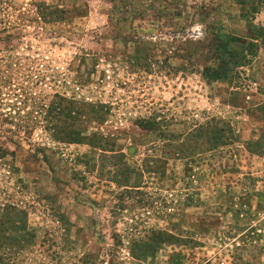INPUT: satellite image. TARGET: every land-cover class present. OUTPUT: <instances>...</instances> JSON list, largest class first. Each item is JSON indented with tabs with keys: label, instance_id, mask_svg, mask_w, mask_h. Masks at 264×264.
I'll list each match as a JSON object with an SVG mask.
<instances>
[{
	"label": "rangeland",
	"instance_id": "374dc122",
	"mask_svg": "<svg viewBox=\"0 0 264 264\" xmlns=\"http://www.w3.org/2000/svg\"><path fill=\"white\" fill-rule=\"evenodd\" d=\"M263 41L264 0H0V264H264Z\"/></svg>",
	"mask_w": 264,
	"mask_h": 264
},
{
	"label": "trees",
	"instance_id": "16d2710c",
	"mask_svg": "<svg viewBox=\"0 0 264 264\" xmlns=\"http://www.w3.org/2000/svg\"><path fill=\"white\" fill-rule=\"evenodd\" d=\"M215 41L213 50L216 66H208L204 70V76L208 81L217 82L230 79L235 68L245 65L243 63L256 54L255 42L248 43L239 37L216 38Z\"/></svg>",
	"mask_w": 264,
	"mask_h": 264
}]
</instances>
